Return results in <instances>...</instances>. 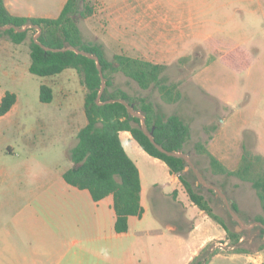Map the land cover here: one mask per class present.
I'll list each match as a JSON object with an SVG mask.
<instances>
[{
  "label": "crops",
  "instance_id": "0c3cea01",
  "mask_svg": "<svg viewBox=\"0 0 264 264\" xmlns=\"http://www.w3.org/2000/svg\"><path fill=\"white\" fill-rule=\"evenodd\" d=\"M48 1L4 0L13 16L47 19L58 18L68 2L51 0L48 7ZM30 66L28 40L15 44L0 36V103L8 92L17 98L12 109L0 116V163H13L0 169V264H190L209 244L218 247L209 264H264V250L234 252L224 228L191 201L179 177L147 154L128 131L120 132V139L140 172L144 213L130 217L128 232L117 233L113 195L95 202L89 191L72 187L63 178L75 167L70 151L87 123L79 128L73 121L63 100H57L55 83L75 81L77 73L67 69L47 77L54 93L47 105L54 109L36 113L21 101L17 90ZM224 138L225 128L219 125L207 152L235 171L244 145L240 140L234 150L227 149ZM260 152L254 153L264 160V150ZM147 160L164 171V182L151 176L144 181L139 162ZM243 201L245 206L258 204L251 193Z\"/></svg>",
  "mask_w": 264,
  "mask_h": 264
},
{
  "label": "rangeland",
  "instance_id": "374dc122",
  "mask_svg": "<svg viewBox=\"0 0 264 264\" xmlns=\"http://www.w3.org/2000/svg\"><path fill=\"white\" fill-rule=\"evenodd\" d=\"M50 3L51 0L46 5L50 7ZM79 7L86 14L76 19L86 42L100 44L110 61L116 55H125L165 65L164 84L170 89V97L176 100L166 98L158 86L142 89L122 72L111 76L110 91L126 92L138 107L144 100L156 111L182 117L192 129L185 152L205 179L222 187L228 198L237 203L239 216L246 224L264 215L259 199L256 206L251 202L244 204L243 198L249 193L253 199L258 198L251 184L216 174L206 148L220 125L225 128L223 142L227 149L234 150L241 140L255 156L254 152L264 150V0H80ZM144 27L146 31L142 30ZM37 35L30 32L29 47L31 38ZM48 81L47 77L30 72L23 76L17 90L30 111L46 113L54 109L53 104L40 101V87L49 85ZM55 84L57 100H63L62 106L71 112L80 128L83 121L87 123L86 89L80 76L77 73L75 81ZM177 93H181L179 99ZM228 97H232L231 102ZM198 145L206 151H201ZM11 164L0 163V169ZM139 166L144 181L151 176L164 182L165 173L158 165L147 160L140 161ZM254 171H264V160L254 162ZM188 179L196 185L194 176ZM197 192L204 196L218 221L231 229L236 227L224 201L215 192L204 188ZM247 233L234 252L259 250L260 230ZM228 242L231 247V240Z\"/></svg>",
  "mask_w": 264,
  "mask_h": 264
},
{
  "label": "trees",
  "instance_id": "16d2710c",
  "mask_svg": "<svg viewBox=\"0 0 264 264\" xmlns=\"http://www.w3.org/2000/svg\"><path fill=\"white\" fill-rule=\"evenodd\" d=\"M79 1L68 0L58 18L47 19L13 16L7 10L4 0H0V26L14 25L18 28L29 24L38 26L42 29L38 38L40 44L53 49L73 46L81 51L96 55L101 62L106 79V89L99 104L97 99L102 80L94 60L73 51L47 52L34 41V38H31V66L29 69L31 74L39 77H51L59 75L67 69H73L80 76L86 89L84 113L87 124L79 131L77 145L70 151V159L75 167L64 173L65 182L72 187L89 191L95 202L113 195L116 212L115 231L119 234L128 232L130 217H141L144 213L141 205L140 172L137 165L125 152L120 139V132L128 131L147 154L163 161L171 174L179 176L191 201L224 228L228 239L232 242L231 247H234L233 251H235V246L238 247L242 244L240 240L248 234V231L236 233L235 228L231 229L226 223L218 221L213 216L204 196L197 192L202 189L201 186H196L189 181L188 176H194V174L191 170L186 172L188 167L184 161L159 152L143 133L141 120L130 116L123 104L118 102L103 104L109 100H124L145 116L148 130H153L155 141L158 144L168 151L187 154L185 146L191 139L192 129L182 117L177 114L166 115L162 111H156L152 104H147L144 100H142V106L138 107L126 92L110 91L111 76L122 72L142 89L147 90L152 85L158 86L166 98L170 101L176 100L170 97V89L164 84L163 73L166 66L125 55H116L112 61L108 60L100 44L86 42L83 38L76 19L77 16L86 14L80 10ZM30 32L38 34V31L33 27L23 33H15L14 30L0 31V36H7L13 43L21 44L28 39ZM176 95L178 99L181 97V93ZM16 99L14 93L8 92L5 95L0 103V116H4L12 109ZM53 100V90L47 85H42L40 101L49 104ZM198 146L201 151H206L202 145ZM209 156L211 166L216 174L236 177L251 184L257 193L264 213V171L262 173L254 171V162L263 161L262 157L253 155L244 147L240 167L235 171H229L216 158L210 154ZM209 192L214 193V191ZM232 208L239 214L237 203L233 202ZM255 222H261L264 225V215L257 217ZM232 224L236 223L232 221ZM256 230H260L261 233L262 245L259 250L262 251L264 250V229L256 227L254 231ZM216 254L217 251L213 245L209 244L190 264H209Z\"/></svg>",
  "mask_w": 264,
  "mask_h": 264
},
{
  "label": "water",
  "instance_id": "95a60500",
  "mask_svg": "<svg viewBox=\"0 0 264 264\" xmlns=\"http://www.w3.org/2000/svg\"><path fill=\"white\" fill-rule=\"evenodd\" d=\"M33 27L38 31V35L36 37H34V41L37 44H39L41 46V48L44 49L45 51H47V52H49V51L50 52L73 51V52H75L78 55H82V56L88 57L89 59H92V60H94L96 62L97 69L99 71V74H100V77H101V80H102L101 90H100V93H99V96H98V99H97V102L100 104L101 96H102L103 92L106 89V79H105L103 71H102L101 62H100L99 58L96 55H92V54H90L88 52L81 51V50H79V49H77V48H75L73 46H67V47H65L63 49L48 48V47H46V46H44V45H42V44H40L38 42V38L41 35L42 29L40 27H38V26H33L31 24H29V25H27V26H25L23 28H18V27L14 26V25L0 26V31L6 32V31H9V30H14L15 33H23V32H26L29 28H33ZM116 102L123 104L127 108V111H128L130 116L138 118V119L141 120V129H142L143 133L148 137V139L152 142V144L155 146V148L159 152H161V153H163V154H165V155H167L169 157L182 159L184 161V163L188 167V170H191L192 173L195 176L196 186H201L202 188L207 189L209 191H214L217 194V196H219L224 201V203L226 205V208H227V210H228V212H229V214H230V216L232 218V221H234L236 223V227H235V232L236 233H242V232H245V231H252L256 227H260V228L264 229V225L261 222H254V223H252L250 225L246 224L241 219L239 214L236 213V211H234V209L232 208L233 201H231L228 198L227 194L222 190V188H220L218 186H215L213 184H210L205 179V177L202 175V173L198 170V168L196 167V165L192 161V159H191L189 154H184V153L175 152V151H168L162 145L158 144L155 141L153 130L152 131L148 130L145 116L142 115L140 112H137L134 109V106L128 104L127 102H125L122 99L109 100V101H106L103 104H112V103H116Z\"/></svg>",
  "mask_w": 264,
  "mask_h": 264
},
{
  "label": "built area",
  "instance_id": "2783aa9c",
  "mask_svg": "<svg viewBox=\"0 0 264 264\" xmlns=\"http://www.w3.org/2000/svg\"><path fill=\"white\" fill-rule=\"evenodd\" d=\"M178 176V175H177ZM179 177V176H178ZM252 264H255V263H252Z\"/></svg>",
  "mask_w": 264,
  "mask_h": 264
}]
</instances>
